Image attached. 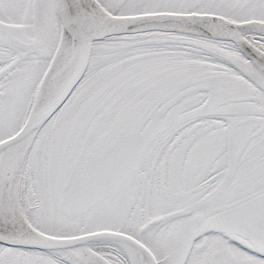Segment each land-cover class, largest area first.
Instances as JSON below:
<instances>
[{
    "label": "snow or ice",
    "instance_id": "obj_1",
    "mask_svg": "<svg viewBox=\"0 0 264 264\" xmlns=\"http://www.w3.org/2000/svg\"><path fill=\"white\" fill-rule=\"evenodd\" d=\"M0 264H264V0H0Z\"/></svg>",
    "mask_w": 264,
    "mask_h": 264
}]
</instances>
